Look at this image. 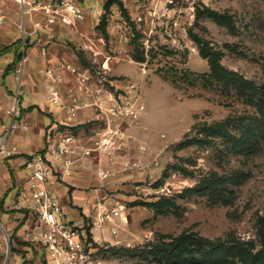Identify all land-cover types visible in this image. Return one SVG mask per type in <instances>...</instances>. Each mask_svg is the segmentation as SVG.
Returning a JSON list of instances; mask_svg holds the SVG:
<instances>
[{
  "label": "rangeland",
  "instance_id": "374dc122",
  "mask_svg": "<svg viewBox=\"0 0 264 264\" xmlns=\"http://www.w3.org/2000/svg\"><path fill=\"white\" fill-rule=\"evenodd\" d=\"M77 1L85 19L66 27L65 34L53 32L50 43L57 60L47 73L55 90L82 112L87 105L76 94L92 99L96 94L105 105L112 100L109 93H118L104 77L129 80L145 106L138 123L141 144L134 146L131 135L136 123L127 132L134 148L127 142L113 160L93 156L100 180L91 190L99 206L84 218L92 264H165L140 252L192 234L264 253V102L214 81L202 55L207 48L220 53L221 64L255 83L264 99V0H121L123 9L115 4L109 12L108 0ZM18 5V31L5 33L0 27V37L21 34L28 49L30 36L21 24L35 12ZM211 13L226 16L231 26ZM80 74L89 80L83 82ZM92 107L101 114L98 104ZM9 110L14 122L0 126V139L18 126L15 97ZM98 119L84 126L59 125L75 131L103 126ZM220 123H227L226 129L210 137ZM81 132L86 144L90 135ZM188 136L193 146L182 149ZM85 164L74 173L78 187L88 171ZM15 203L8 210L3 206L0 216V264H48L39 245L27 240L35 256L30 261L14 247L13 214L25 210L11 209ZM114 209L119 217L101 221V214ZM23 215L20 226L27 220ZM225 264L246 262L233 258Z\"/></svg>",
  "mask_w": 264,
  "mask_h": 264
},
{
  "label": "crops",
  "instance_id": "0c3cea01",
  "mask_svg": "<svg viewBox=\"0 0 264 264\" xmlns=\"http://www.w3.org/2000/svg\"><path fill=\"white\" fill-rule=\"evenodd\" d=\"M19 5L16 0H0V27L3 32H17L19 23ZM21 27H25L30 36V46L26 47L23 52V60L20 64L23 67L18 72L9 73L6 77L5 71L14 63L16 55L14 52L6 53L0 56V126L2 128L11 127L14 121L7 115L11 108V100L15 97L18 101L19 116L17 121L18 126L8 131L5 136V153L0 157V199L7 193V199L4 204V209L8 210L9 206L16 201L13 210H20V193L27 188V181L30 176L27 168V157H34L44 153L46 149V134L49 127L56 124H66L68 126H77L86 124V122L95 120L99 113L92 107L102 101V97L94 94L93 99L90 94H76L78 99H82L87 105L82 108V112L77 108L74 109L73 101L68 96H64L55 90L53 79L47 73V70L52 68L57 57L52 55L53 46L50 44L53 38V32L65 34L67 26L56 24L48 25L43 14L39 12L28 14L23 17ZM29 30V31H28ZM9 35V37H7ZM4 34L0 38V51L9 47L19 40H22L21 34ZM6 58L5 64L2 59ZM3 64L4 66H1ZM19 64V65H20ZM72 97V100L76 97ZM94 102V103H92ZM20 103V104H19ZM103 106V104H101ZM35 108L32 112H26L30 108ZM74 109V110H72ZM11 118V119H10ZM77 122V123H75ZM139 123V122H138ZM137 123V124H138ZM135 124V125H137ZM134 126V125H133ZM132 126V127H133ZM77 132L87 130V128L78 126ZM139 124L131 130V135H134V146H138L142 142L139 140ZM130 135V129H127ZM131 138V137H130ZM127 138V142L133 144V141ZM140 142V143H139ZM10 143V144H9ZM130 148H134L131 147ZM92 161V162H91ZM95 161L92 158L86 159L87 170L85 176L81 179V187L76 186L72 175L65 181L69 180L67 188L64 189L62 182H56L51 188V194L65 209L66 213L72 219H82L91 217V210L98 205V195L92 192L91 188L94 184L99 183L98 172ZM90 167V168H89ZM91 169V170H90ZM106 178V177H105ZM5 185V188L3 186ZM102 205V204H100ZM102 207V206H101ZM99 211V210H98ZM97 211V213H98ZM24 212L14 213V226L12 231L14 234V247L21 253L19 256L24 257V260L30 261L35 259L32 249L27 247L26 227L20 226L23 222ZM4 215L0 210V216ZM20 226V227H19ZM28 240V241H27Z\"/></svg>",
  "mask_w": 264,
  "mask_h": 264
},
{
  "label": "built area",
  "instance_id": "2783aa9c",
  "mask_svg": "<svg viewBox=\"0 0 264 264\" xmlns=\"http://www.w3.org/2000/svg\"><path fill=\"white\" fill-rule=\"evenodd\" d=\"M16 1L43 14L48 25L72 27L83 21L86 15L77 0ZM80 77L83 82L89 80L88 74H80ZM104 81L115 89L118 97L109 93L112 100L103 106L98 105L101 110L98 120L104 122L103 126L81 132L90 135L86 136V144H90H84L77 131L52 125L47 130L44 153L34 156L27 165L30 172L27 188L20 193V203L27 213L24 227L28 240L41 247L48 264H92L93 248L89 247L84 221L70 218L51 194L52 186L71 177L84 160L94 155L113 160L127 146L126 129L138 123L145 112L140 90L135 84L129 80L109 81L106 77ZM3 153L5 139H0V154ZM100 216L101 221H111L120 216V211L114 209L111 214Z\"/></svg>",
  "mask_w": 264,
  "mask_h": 264
},
{
  "label": "trees",
  "instance_id": "16d2710c",
  "mask_svg": "<svg viewBox=\"0 0 264 264\" xmlns=\"http://www.w3.org/2000/svg\"><path fill=\"white\" fill-rule=\"evenodd\" d=\"M115 4H119V6L123 9V3L118 0H108L104 6L105 11L109 12ZM211 14L216 17L218 23L231 26V20L226 16H220L214 13ZM104 22L105 21H103V23ZM198 43L201 44V41H198ZM23 48V41L19 40L13 45L6 47L3 51H0V56L9 52H14L16 55L14 63L7 68L4 77L11 72L17 71L18 65L23 60ZM207 49L209 50L208 53H205L204 49H202V55L205 59H208L211 70V78L214 81L222 84L228 89L230 88L232 90H236L237 92L247 94L251 98H259L261 102H264V99L262 98V91H260L259 87H257L255 83L247 81L238 73L226 69L221 64L220 53L209 48ZM35 108L37 107L30 108L26 112H32ZM226 126L227 123L214 125L213 129H216V131H214L213 135H210V137H220L221 135L217 130H224L226 129ZM191 146H193V141H191L188 136L181 144V148L185 149ZM27 160L31 161L32 157H27ZM7 196L8 194L0 199L1 211H3V206ZM20 212L26 213L25 210H21ZM88 237L90 241L92 237L89 233ZM165 238L170 237L165 236ZM140 254H145L156 260H162L165 264H225L228 260L233 258L240 259L246 262V264H262V262H264V260H262L264 259L263 252L254 255L251 251H247L242 247L228 246L225 243L212 242L193 234L190 236L176 238L172 241V243H163L160 247H156L152 250H145L144 252H140Z\"/></svg>",
  "mask_w": 264,
  "mask_h": 264
},
{
  "label": "water",
  "instance_id": "95a60500",
  "mask_svg": "<svg viewBox=\"0 0 264 264\" xmlns=\"http://www.w3.org/2000/svg\"><path fill=\"white\" fill-rule=\"evenodd\" d=\"M17 107H18V101H17Z\"/></svg>",
  "mask_w": 264,
  "mask_h": 264
}]
</instances>
